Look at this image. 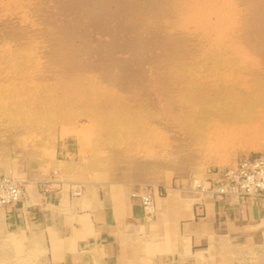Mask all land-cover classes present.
I'll list each match as a JSON object with an SVG mask.
<instances>
[{
    "label": "rangeland",
    "instance_id": "374dc122",
    "mask_svg": "<svg viewBox=\"0 0 264 264\" xmlns=\"http://www.w3.org/2000/svg\"><path fill=\"white\" fill-rule=\"evenodd\" d=\"M255 155L264 0H0V173L26 187L77 160L141 196L204 194Z\"/></svg>",
    "mask_w": 264,
    "mask_h": 264
},
{
    "label": "crops",
    "instance_id": "0c3cea01",
    "mask_svg": "<svg viewBox=\"0 0 264 264\" xmlns=\"http://www.w3.org/2000/svg\"><path fill=\"white\" fill-rule=\"evenodd\" d=\"M54 164L30 175L17 205L0 207V264H264V198L164 185L147 213L134 185L99 181L81 161Z\"/></svg>",
    "mask_w": 264,
    "mask_h": 264
},
{
    "label": "built area",
    "instance_id": "2783aa9c",
    "mask_svg": "<svg viewBox=\"0 0 264 264\" xmlns=\"http://www.w3.org/2000/svg\"><path fill=\"white\" fill-rule=\"evenodd\" d=\"M49 183V182H48ZM196 189L209 192L215 197H239L258 201L264 198V155L245 156L235 165L219 168L205 179H195ZM44 192H50V185L43 184ZM26 191L25 185L12 176L0 173V207L11 208L17 205ZM147 213L155 210L153 195L141 196Z\"/></svg>",
    "mask_w": 264,
    "mask_h": 264
},
{
    "label": "bare ground",
    "instance_id": "6f19581e",
    "mask_svg": "<svg viewBox=\"0 0 264 264\" xmlns=\"http://www.w3.org/2000/svg\"><path fill=\"white\" fill-rule=\"evenodd\" d=\"M232 44V43H231ZM224 52V51H223ZM213 55V54H212ZM218 60V59H217ZM216 60V61H217ZM203 62V61H202ZM218 63V62H217ZM237 69V68H236ZM216 70V69H215ZM204 71V70H203ZM192 72V71H191ZM240 72V71H239ZM184 74V73H183ZM193 74V73H192ZM185 78H186V76H185ZM197 78V77H196ZM187 79V78H186ZM233 80V79H232ZM206 81V80H205ZM208 81H209V79H208ZM201 83V82H200ZM199 85V84H198ZM191 86V85H190ZM211 86V85H210ZM219 86V85H218ZM235 88H236V86H235ZM9 176V175H8ZM13 177V176H12ZM16 179V178H15ZM18 180V179H17ZM20 181V180H19ZM170 190V189H169ZM78 192V191H77ZM138 235H139V233H138ZM211 244V243H210ZM249 246H251V245H249ZM246 247V246H245ZM252 248V247H251ZM249 251V250H248Z\"/></svg>",
    "mask_w": 264,
    "mask_h": 264
}]
</instances>
